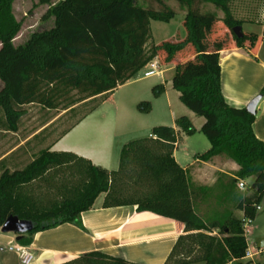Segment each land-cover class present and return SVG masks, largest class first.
<instances>
[{"label":"trees","instance_id":"obj_1","mask_svg":"<svg viewBox=\"0 0 264 264\" xmlns=\"http://www.w3.org/2000/svg\"><path fill=\"white\" fill-rule=\"evenodd\" d=\"M175 1L186 9L185 37L147 49L151 19L169 21L176 15L174 9L165 6L159 11L164 18L157 19L156 10L141 5L139 0H59L43 16L54 18L51 28L34 32L24 43L16 45L14 41L22 23L14 11L15 0H0L3 82L0 110L5 118L4 126L17 131L26 105L39 104L49 110L76 115L78 104L93 100L94 105L63 131L58 137L61 138L120 85L164 54V63L175 66L173 86L180 92V100L205 119L201 131L208 138L210 148L198 158L209 161L225 155L239 166L232 184L239 179H250L246 189L249 193L239 197L238 208L243 211V218L231 215L219 225H205L197 215L186 170L174 157L179 132L187 135L196 132L191 120L182 116L175 121L178 130L156 126L150 137L126 143L116 171L95 166L74 153L51 151L50 147L42 148L23 168L11 170L6 167V160H1L0 227L11 215L31 220L35 225L18 244L28 246L34 234L60 224L83 227L82 212L90 210L96 199L106 193L105 207L136 204L139 211H152L184 223L186 232L216 228L225 235L222 239L204 233L181 236L166 264L172 260V264H189L179 258L180 254L191 253L198 240L203 244L201 260L205 264H225L245 256L248 241L244 221H254L264 201V142L254 133L256 115L245 107L231 105L223 94L219 51L231 45L253 50L264 40V32L244 33L243 38H238L233 28L242 26L243 21L232 15L229 7L232 0ZM206 3L224 12L219 22L230 32L227 42L219 41L217 33H210L217 16L201 10L200 6ZM184 52L191 54L186 61L177 62L178 55ZM153 90L157 95L162 94L165 86L158 84ZM74 91L79 96L73 97ZM261 94L264 95V87ZM139 109L148 113L152 108L149 102H141ZM46 128L33 138H38ZM60 173L65 175V185L72 187L62 189L60 199L47 203L34 199L35 182ZM63 264L137 263L91 251Z\"/></svg>","mask_w":264,"mask_h":264},{"label":"crops","instance_id":"obj_2","mask_svg":"<svg viewBox=\"0 0 264 264\" xmlns=\"http://www.w3.org/2000/svg\"><path fill=\"white\" fill-rule=\"evenodd\" d=\"M246 11L240 7L239 11L234 12L231 8L232 15L239 20L244 18H239L238 15L243 16ZM248 20L263 25L259 34L262 35L264 9L257 12L255 19ZM219 54L223 94L231 105L246 108L264 87V40L253 50L231 45L222 47ZM172 68L175 66L169 65L162 70L167 72ZM130 82L131 80L123 85ZM94 114L95 111L91 112L67 134L46 147H50L51 151L74 153L95 166L116 171L119 169L122 148L127 142L118 140V129L112 121H98ZM255 115L254 133L264 142V95ZM188 118L193 122L191 117ZM172 126L178 130L176 125ZM179 134L174 157L186 170L197 215L205 225H219L231 215L243 218L244 213L238 208V181L232 184V179L239 170L238 164L225 155L202 161L198 158L202 153L196 154L193 160L185 165L180 163L177 157ZM46 139L45 136L41 138L42 142ZM22 145H17L0 156V161L6 160L7 168L13 170L27 165L17 154ZM105 197L106 193H102L90 210L82 212L83 227L64 223L34 234L32 243L24 246L34 255L30 264H63L91 251H102L137 264H166L181 236L197 233L216 236L219 239L225 236L216 228L186 232L184 223L152 211H139L136 204L105 207ZM251 231L254 233L255 228ZM185 244L187 241L183 243ZM16 245L17 235L3 232L0 227V264H22ZM202 252L203 244L198 240L192 246L191 253L183 252L179 258L186 259L189 264H205L201 260ZM172 262L173 260L169 263ZM239 262L243 260H233L230 263Z\"/></svg>","mask_w":264,"mask_h":264},{"label":"rangeland","instance_id":"obj_3","mask_svg":"<svg viewBox=\"0 0 264 264\" xmlns=\"http://www.w3.org/2000/svg\"><path fill=\"white\" fill-rule=\"evenodd\" d=\"M58 1L15 0L14 11L17 19L22 23V28L14 43L16 45L24 43L32 33L51 28L54 18L45 19L43 16L49 7ZM139 2L145 7L155 9L157 19L164 18V15H161L159 11L164 10L165 6L176 11V15L169 21L151 19V38L147 43V49L154 44H160L164 41H178L185 37L183 20L186 15V9L181 8V5L177 1L139 0ZM200 7L204 13H215L217 19L213 23L210 33H217L219 41L227 42L231 37L230 32L225 24L219 22L224 18V12L212 3H206ZM229 7L234 12L239 11L240 7L247 10L245 15H238L239 18L245 19H242L244 20L242 23L244 33L252 32L260 34L263 25L251 22L248 19H255L257 12L264 9V0H232L229 3ZM208 40L206 38V43L211 46L212 43L208 42ZM190 54L187 52L179 54L177 62L186 61ZM163 55H159L153 60L159 62L161 69L169 65L173 67V64L166 65L164 63ZM146 69L147 67H144L131 79L130 83L123 85L108 98L102 100L94 110V117L98 121H112L118 129V140H126L125 142L127 143L151 136L152 129L156 126L173 127L172 125H176L175 118L177 119L182 116L191 117L196 132L193 135H187L184 132H180L179 134L177 157L180 163L185 165L187 162L193 160L196 154L204 153L210 148L208 138L201 131V126L205 122V119L192 112L180 100V93L173 86L174 76L176 75L175 68L163 72L161 75L144 77ZM158 84H164L167 87V93L155 94L153 88ZM2 87L3 82L0 79V89ZM71 95L73 97L79 96L76 91L72 92ZM141 102H149L152 108L151 111L148 113L140 111L139 104ZM93 105V100L87 102L85 105L78 104L76 115L73 113L64 114L65 112L62 110H49L39 104L26 105L22 108L25 112L19 121L17 131H9L5 128V118L2 110H0V156L15 148V146L23 144L18 149L17 154L23 160V163H30L42 148H45L52 141L56 140L63 131L68 129L78 117L83 115ZM45 127H47L46 130L38 138H33L34 135L38 134ZM44 136L47 139L42 142L41 138ZM245 181L249 183L250 179H246ZM66 186L67 190L72 187L71 185H65V175H62V173L57 176L50 175L47 180L35 182L33 197L42 203L60 199L62 189L64 190ZM236 189L238 197L249 193L248 190H241L238 187ZM260 208L255 220L248 224L249 230L255 228V231L254 233L251 231L247 235L249 247L259 252L254 257L256 263H264V249H256L255 247L258 241L264 237V201L260 204Z\"/></svg>","mask_w":264,"mask_h":264},{"label":"water","instance_id":"obj_4","mask_svg":"<svg viewBox=\"0 0 264 264\" xmlns=\"http://www.w3.org/2000/svg\"><path fill=\"white\" fill-rule=\"evenodd\" d=\"M234 33L238 38L244 37V32L241 25H237L233 28ZM263 94L256 95L246 106L249 113L255 115L257 106L262 99ZM35 225L31 220L21 219L18 216L11 215L7 218L5 223L1 226L3 232H11L17 235V241L20 240L24 235L28 234L34 229ZM258 249H264V237L261 238L257 243Z\"/></svg>","mask_w":264,"mask_h":264},{"label":"built area","instance_id":"obj_5","mask_svg":"<svg viewBox=\"0 0 264 264\" xmlns=\"http://www.w3.org/2000/svg\"><path fill=\"white\" fill-rule=\"evenodd\" d=\"M147 69L144 72V77H152V76H157V75H161L163 70L160 68V64L157 61H151L148 63V65L146 66ZM238 188L241 190H246L248 187V183L243 180V179H239L237 182ZM260 206L258 207V210H260ZM253 222V220L251 219H246L244 221V231H245V236L247 238V235L251 232V230H249V223ZM16 250L19 252L20 257H21V261L22 264H30L33 259H34V255L28 251V249L22 245H16L15 246ZM259 252L256 251L255 249H252L249 247L248 245V249L246 251L245 256L243 257V262L245 264H257L254 260V257L258 254ZM225 264H231V263H225Z\"/></svg>","mask_w":264,"mask_h":264}]
</instances>
